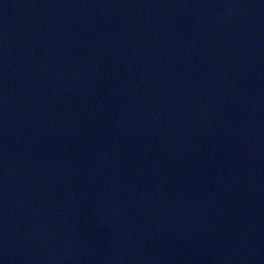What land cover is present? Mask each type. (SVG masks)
<instances>
[{
  "label": "water",
  "instance_id": "obj_1",
  "mask_svg": "<svg viewBox=\"0 0 264 264\" xmlns=\"http://www.w3.org/2000/svg\"><path fill=\"white\" fill-rule=\"evenodd\" d=\"M0 264H264V0H0Z\"/></svg>",
  "mask_w": 264,
  "mask_h": 264
}]
</instances>
